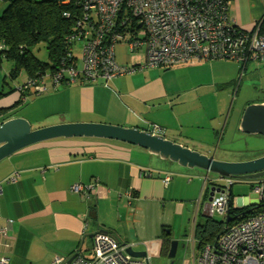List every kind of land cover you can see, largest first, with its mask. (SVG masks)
<instances>
[{"label":"crops","instance_id":"obj_1","mask_svg":"<svg viewBox=\"0 0 264 264\" xmlns=\"http://www.w3.org/2000/svg\"><path fill=\"white\" fill-rule=\"evenodd\" d=\"M230 15L245 30L264 16L254 12L251 0H233ZM118 58L137 65L145 56L119 46ZM216 63L147 67L131 76L65 86L32 103L38 101V110L48 114L44 118L33 108L14 114L19 95L13 93L0 100L1 107H11L0 124L5 116L24 117L33 128L43 127L34 124L47 119L44 126L103 122L164 133L184 144L175 138L183 137L179 130L217 132L221 122V113L210 115L201 102L184 99L201 96L203 89L226 87L234 74L222 66L214 70ZM209 122L217 125L208 126ZM239 123L240 119L234 122ZM191 141L207 144L193 137ZM194 169L178 168L139 146L100 138L61 137L17 151L0 162V225L9 226L0 234V258L9 257L10 264H52L53 256L70 257L79 250L91 257L93 235L106 230L119 242L146 251L148 264H170L171 240L179 242L174 264H195V227L210 216L206 204L216 181ZM14 173L16 179L10 180ZM189 175L193 177L187 180ZM77 183L95 187L86 197L72 190ZM251 191L250 198H240V206L260 202L252 187ZM93 208L97 223L89 218Z\"/></svg>","mask_w":264,"mask_h":264},{"label":"built area","instance_id":"obj_2","mask_svg":"<svg viewBox=\"0 0 264 264\" xmlns=\"http://www.w3.org/2000/svg\"><path fill=\"white\" fill-rule=\"evenodd\" d=\"M82 9L79 31L70 38L84 41L82 66L73 59V47L67 55L72 59L54 77V84H87L99 78L110 80L134 74L146 67L194 64L200 61L235 60L264 61V19L251 30L238 26L230 15L233 0H63ZM119 46L140 52L144 62L137 65L121 62ZM74 53V52H73ZM40 91L47 89L42 83ZM16 175L8 178L15 180ZM170 177L166 178V182ZM217 180L220 179H215ZM217 184L221 189L206 204L209 215L229 213L230 177ZM252 190L264 198V180L248 181ZM94 184L77 183L72 190L89 197ZM12 221H9L11 223ZM232 223V221L230 222ZM229 223V224H230ZM227 225L215 242L207 243L195 258V264H264V212L241 222ZM8 224L0 225V234L8 232ZM92 256L75 253L72 264H148L146 257L131 256L128 245L112 235L96 232L92 237ZM69 257L55 255L52 264H63ZM0 264H10L2 256Z\"/></svg>","mask_w":264,"mask_h":264},{"label":"trees","instance_id":"obj_3","mask_svg":"<svg viewBox=\"0 0 264 264\" xmlns=\"http://www.w3.org/2000/svg\"><path fill=\"white\" fill-rule=\"evenodd\" d=\"M0 1H8L0 13V67L4 60H10L14 62L11 76L16 78L21 70H24L27 75L26 82L18 83L9 90L0 91V100L13 93L18 94L19 99L12 106L14 108L17 105L21 106L32 96L41 95L50 89L58 90L70 86L67 83L56 86L54 77L72 61L67 55L72 52L70 49L74 44L70 38L79 31L78 22L83 16L82 9L74 3H66L63 0ZM263 19L264 16L255 24H259ZM39 44L46 45L47 60H42L35 55L34 48ZM72 54L73 59L76 58L73 52ZM241 64L243 70L248 62H241ZM48 78L51 79L50 84ZM42 83L47 87L45 91H40L38 88ZM10 109L11 107L0 106V117H3ZM8 118L9 116L4 117L5 120ZM212 184L217 185L213 181ZM208 189L207 187V193ZM230 190L229 213L234 220L229 225L264 212V198L255 205L236 207L232 187ZM94 209L89 218L92 223H97ZM226 226L224 218L216 219L215 215H210L204 222H199L194 231L197 252L200 253L207 243L215 242Z\"/></svg>","mask_w":264,"mask_h":264},{"label":"rangeland","instance_id":"obj_4","mask_svg":"<svg viewBox=\"0 0 264 264\" xmlns=\"http://www.w3.org/2000/svg\"><path fill=\"white\" fill-rule=\"evenodd\" d=\"M8 1H0V13L6 7ZM251 6L254 8V12L260 14V17L264 15V0H251ZM259 17V18H260ZM84 41L79 39L73 44V52L77 57V62L79 66H82V49ZM35 55L42 59L47 60V50L45 44H39L34 48ZM201 63L206 62H217L213 64L214 70L222 66L226 73L232 72L234 74L232 80L226 87L217 86V88H207L203 89L201 96L189 95L184 99H193L196 102H201L205 106L206 110H209L210 115H215L221 113L220 124L217 127V132L213 128H201L196 130H191V128L182 129L179 132L183 133V137L176 136L175 138L183 141L184 146L191 148L192 150L198 151L200 153H205L215 156L218 160L229 161V162H239L258 158L264 155V136L262 135H252L243 133L237 130L238 124H234L237 120L241 118V115L247 105L251 103H259L264 101V61L251 59L245 69H241V62L235 60H213V61H200ZM199 63V62H197ZM194 63V64H197ZM189 64V65H194ZM222 64V65H221ZM179 65V64H178ZM182 65V64H180ZM14 67V62L10 60H4L2 66L0 67V91L9 90L10 87H15L18 83H24L27 80V75L24 70H21L19 75L14 78L11 76L12 69ZM235 67V70L234 68ZM233 70V71H232ZM213 73H211L212 75ZM125 76H131L130 74H124ZM121 76V75H120ZM49 84L51 79L48 78ZM94 82V81H93ZM70 87V86H69ZM68 87V88H69ZM64 88V87H62ZM61 90H64L62 89ZM71 88V87H70ZM54 92L53 89L46 91L42 95L32 96L21 106L17 105L14 107V114L25 113V110L31 112L29 108H33V111H37L39 103L37 101L32 105V103L37 100L38 97H48L50 93ZM194 103V104H195ZM31 104V106H29ZM49 109V108H48ZM37 111V117L44 118L48 114L46 112ZM59 115H56V118ZM47 121V122H46ZM49 119L45 122H36L34 127L44 126L48 123ZM208 126L213 125L209 122ZM217 125V122L214 124ZM216 127V126H215ZM239 128V126H238ZM184 131V132H183ZM167 134H169L167 132ZM191 137L196 140L205 142L210 145H202L196 141H191ZM174 138V139H175ZM128 144V143H127ZM190 145V146H189ZM209 150V152H205ZM173 162V161H172ZM176 163V162H174ZM178 168H183L187 170H196L187 167H182L177 163ZM204 177L207 174L204 171ZM193 177L192 175L187 176L188 178ZM195 177V175H194ZM204 177L201 178L204 182ZM216 177L213 173L209 174V178L212 179ZM237 180H239L237 178ZM264 180V178H263ZM208 181V180H207ZM205 181V183L207 182ZM217 184H225V180H217ZM209 186L206 183L205 186ZM251 185L249 182L235 181L233 184V197L235 206H239V200L242 197H251ZM216 219H221L222 216L216 214ZM200 221H203V216H200ZM193 232L191 231V234ZM197 252V251H196ZM198 255V254H196Z\"/></svg>","mask_w":264,"mask_h":264},{"label":"water","instance_id":"obj_5","mask_svg":"<svg viewBox=\"0 0 264 264\" xmlns=\"http://www.w3.org/2000/svg\"><path fill=\"white\" fill-rule=\"evenodd\" d=\"M240 131L252 135L264 136V102L251 103L244 109L239 123ZM100 138L116 140L147 149L150 153L161 158L178 163L182 167L198 168L209 175H216L215 179L238 178L245 181H258L264 178V155L258 158L229 162L218 160L214 154L209 155L192 150L168 137L164 133L154 132L137 126H121L103 122H66L39 128H33L28 119L13 117L0 124V162L12 154L33 144L55 138ZM217 185L212 186L209 201L220 192ZM251 202L238 207L255 205ZM234 220L228 213L224 219L226 225ZM101 233L108 234L106 230ZM178 240L170 241L168 258L174 264L178 248ZM126 251L133 257L145 258L146 251L127 246ZM75 254L63 264H72Z\"/></svg>","mask_w":264,"mask_h":264},{"label":"clouds","instance_id":"obj_6","mask_svg":"<svg viewBox=\"0 0 264 264\" xmlns=\"http://www.w3.org/2000/svg\"><path fill=\"white\" fill-rule=\"evenodd\" d=\"M216 184H217V182H216Z\"/></svg>","mask_w":264,"mask_h":264}]
</instances>
